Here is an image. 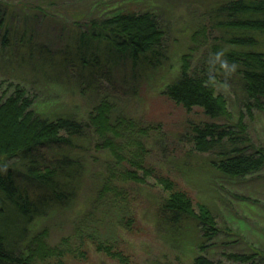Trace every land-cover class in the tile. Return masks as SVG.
<instances>
[{"label":"rangeland","instance_id":"rangeland-1","mask_svg":"<svg viewBox=\"0 0 264 264\" xmlns=\"http://www.w3.org/2000/svg\"><path fill=\"white\" fill-rule=\"evenodd\" d=\"M37 1L43 0H0V19L4 14L5 25L11 26L7 46L2 43L5 33L0 28V98L10 96L17 87L32 102L35 114L70 116L82 123L83 133L67 149L82 166L74 202L34 228L36 232L47 231L51 248L59 249L61 240L69 239L70 251L61 252L63 257L59 259L54 256L46 263L34 264H192L193 258L201 254L198 246L205 242L199 228L186 222L174 231L158 219L155 203L165 195L155 180L146 178L144 184H138L122 177L125 171L133 170L126 162L137 157L146 168H153L157 175L183 188L194 207L202 204L210 210L219 233L204 243L202 255L211 262L239 264L227 256H249L257 251L264 255V168L244 180L222 179L211 170L210 157L197 156L193 149V128L211 121L200 108L187 112L164 95L166 86L178 78L184 55L190 56L191 70H205L208 75L212 46L221 37L216 27L221 17L216 18L215 10L230 0H114L118 4L113 3L105 14L118 10L119 5L136 14L152 13L162 31L164 59L158 68L146 66L141 71L132 66L127 56L117 55L107 58L108 64L96 74L87 76L83 71V77L71 63L66 73L51 65L39 67L42 53L48 56L47 61L57 63L56 53L63 52L69 43L67 33L74 21L67 15L44 21L35 14L21 24L25 10H32ZM95 1L63 0L60 9L68 5L86 7ZM12 16L13 21L9 20ZM23 30L32 38L28 41L26 37L27 49L20 48L17 38V32L21 34ZM260 40L264 45V38ZM29 47L37 52L44 48L29 60L25 52ZM221 79L224 83L220 93L227 101L231 121L242 113L247 141L253 147H264V101L261 110L246 116L238 87ZM101 103L109 106L111 124L122 123L124 128L134 125L132 135H122L117 142L125 164L117 165L107 150L97 149L101 142L90 125L87 127L88 117ZM140 128L142 132L149 130L147 136L136 131ZM136 139L142 145L138 151L134 149ZM57 149L64 153L60 147ZM138 176L142 177V173ZM106 180H111L114 191L99 195ZM96 234L112 244L123 261L82 245ZM259 260L254 263L264 264Z\"/></svg>","mask_w":264,"mask_h":264},{"label":"trees","instance_id":"trees-1","mask_svg":"<svg viewBox=\"0 0 264 264\" xmlns=\"http://www.w3.org/2000/svg\"><path fill=\"white\" fill-rule=\"evenodd\" d=\"M61 1H37L32 10H25L20 18L21 24L35 14L44 21H54L57 15H67L74 21L69 30L66 27L70 40L63 52L56 53L57 63L47 61L45 57L48 56L42 53L39 67L51 65L60 73H66L71 63L69 65L82 71L81 77L83 71L91 76L100 71L102 65L108 64L107 58L117 55L127 56L132 66L141 71L146 66L153 69L160 66L164 59L163 35L152 13L136 14L119 5L118 10L105 14L116 3L114 0H96L86 7L68 5L60 9ZM215 14L216 18L221 17L216 24L221 37L212 46L208 75L205 70H191L190 56L184 55L180 59L179 76L166 86L164 95L187 112L194 107L203 111L211 122L193 128L195 154L209 156L211 170L222 179L239 181L264 168V147H253L247 141L242 113L236 121H231L227 101L220 93L224 83L221 78L238 87L246 116L251 117L252 111L262 109L264 45L260 39L264 38V0H230L219 6ZM9 20L13 21V16ZM10 27V24L5 25L2 14L0 28L5 33L2 42L5 46L8 45ZM20 32H17L20 48L27 49L26 37L28 41L32 38L27 35V30ZM40 51L29 47L25 50L27 59H34ZM213 56L217 58L216 62H213ZM108 114L109 106L101 103L95 114L88 117L87 127L90 125L101 142L97 149L107 150L117 165L125 164L119 156L122 148L117 142L122 135L131 136L134 125L129 124L127 128L122 123L113 125ZM220 121L225 123L220 124ZM136 131L147 136L149 130L142 132L140 128ZM82 133V123L70 116L35 114L32 102L17 87L10 96L0 98V264L46 263L54 256L58 258L63 257L64 252L69 253V239L61 240L59 249L51 248L47 243V231L36 232L34 228L39 222L48 221L55 211H63L74 202L82 166L67 149L74 146ZM134 144L135 151L142 146L140 139L134 140ZM59 147L64 153L57 149ZM138 159L126 162L133 170L125 171L122 177L138 184H144L146 178L155 180L165 195L163 200L155 203L158 219L174 231L182 224L192 222L199 228L204 243L214 239L219 230L210 210L202 204L194 207L183 188H177L172 180L157 175L153 168H146ZM139 172L142 177L138 176ZM99 191V195L114 191L111 180H106ZM96 235L90 236L82 245H90L97 253L123 261L122 254L112 244ZM204 243L198 246L201 254L193 258L192 264H215L202 255ZM257 258L264 261V255L258 251L249 256H227L239 264H255Z\"/></svg>","mask_w":264,"mask_h":264}]
</instances>
